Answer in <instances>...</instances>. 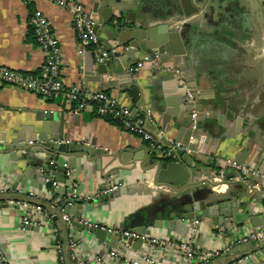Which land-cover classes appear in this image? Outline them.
Masks as SVG:
<instances>
[{"label":"crops","instance_id":"1","mask_svg":"<svg viewBox=\"0 0 264 264\" xmlns=\"http://www.w3.org/2000/svg\"><path fill=\"white\" fill-rule=\"evenodd\" d=\"M74 1L91 13L96 24L103 21L101 12L107 6V0ZM109 1L108 7L113 12L123 10L122 15H130L132 19H137L141 12L155 20L152 25L163 23L162 19L168 10V0ZM223 1L227 7L226 15L230 18L239 16L242 22L248 18L251 20L250 24H243L239 28L242 34L237 32L231 38L227 33L223 38L222 34L217 33V28L201 27L196 33L197 42L193 46H186L183 42L173 48V52L180 54L169 52L165 55L166 60H155L163 67L180 71L184 79L182 89H185L186 84L192 85L195 79L201 96L193 98L192 103L179 100L180 88L174 74L154 68V61L151 60L143 64L142 69L133 76L137 92L135 94L130 93L127 84L118 78L119 75L111 71L103 72L102 69L98 72L93 49L79 51L72 13L60 7L55 0H35L29 5L22 0H0V67L27 75L37 73L44 55L28 25L32 10L37 9L47 18L53 35L61 45L60 78L65 88L77 86L82 91H102L127 108L132 106L134 110L138 106L139 110H146L145 120L149 118L147 124L159 130V135L154 131L152 133L159 136L165 146L186 140V128L191 122L189 117L191 111L195 110L196 128L192 130L187 145L197 163L213 164L214 170L221 164V160L233 159L264 174V0ZM231 31L233 30L229 31V35ZM210 33L213 35L210 36ZM97 34L104 47L110 48L119 43V31H115L110 38L106 27H99ZM128 50L133 57L127 62V67L145 56L149 58L148 55L137 54L130 48ZM108 60L107 67L117 68L120 64L113 58ZM216 84H219L220 89L229 90L222 96L226 105L219 102L217 95L213 100L206 98ZM76 107L73 103H66L61 96L43 98L13 86L0 85V138L9 139L22 127L35 123L40 111L54 112L57 129L63 119L62 142L88 145L91 148V153L86 154L80 150L69 156L59 155L56 161L51 160L49 163L55 170L62 168L63 164L70 166L68 168L78 183L77 190L80 195H94L103 186H107L109 179L103 178L96 165L95 158L98 155L126 156L122 161L124 168L110 178L117 186L122 183L121 189L106 202L88 203L93 206L92 211L81 210V218L99 222L109 229H119L124 217L135 211L157 206L160 201L167 202L174 198L173 193L154 185L147 173L141 172L138 167L141 161H136L133 168L130 165L129 158H145L144 154L148 151L146 142L114 121L98 116L92 108L76 113L73 111ZM232 108L239 116L228 115ZM167 112L172 117L165 131L161 132L162 116ZM131 116L144 125L140 111L131 113ZM40 124L37 122L35 125ZM176 137L179 138L178 141ZM148 155L154 157L149 152ZM31 156L33 159L47 160L43 153H34ZM108 161L109 158H102V164ZM118 165L116 161L111 164ZM40 168L32 163L27 165L21 159L20 153L12 154L11 157L0 155V191H5L0 193V251L4 264H58L55 244L59 242L66 259L65 243L68 232L77 236L76 253L82 264H131L145 252L143 244L127 246L120 240L117 243L120 250L111 248L86 231H79L74 226L67 227L62 219L52 221V226L57 231L52 233L51 225L32 208L35 205L42 207L46 203L48 185L44 183L43 176L53 175V170L44 168V174H41ZM247 181L250 186L257 182L251 177ZM232 191L235 192V189L226 185L212 189L218 198L231 195ZM238 195L240 196L235 207L222 211L231 214L230 220L225 219L214 224L212 220L205 218L199 223V231L194 239L198 250L223 248L246 230L262 227L264 208L260 204L256 205V202L254 204L244 188ZM11 200L26 201L28 206L11 207ZM3 204L7 206L4 207ZM23 216H29L28 225L22 223ZM252 216L253 222L249 221ZM151 235L156 238L176 237L184 240L189 236V228L181 225L178 232L164 228L153 229ZM257 248L259 252L244 264H264V242L256 246L253 243L234 246L210 264H226ZM111 251L116 252L114 258L110 256ZM150 256L156 262L184 264L180 257L162 248H153Z\"/></svg>","mask_w":264,"mask_h":264},{"label":"water","instance_id":"2","mask_svg":"<svg viewBox=\"0 0 264 264\" xmlns=\"http://www.w3.org/2000/svg\"><path fill=\"white\" fill-rule=\"evenodd\" d=\"M107 0L105 6L102 9L101 15L103 21L100 24H95V31L97 32L99 27H106L109 31L110 38L115 31L120 32L119 43L113 47L103 48L109 53V58H113L115 62H119L117 68L107 67L109 60L102 64H98L99 70L103 72L111 71V73L119 75V79L122 83L127 84V87L131 94H135L136 88L134 87L133 77L127 73V62L133 57L129 53L128 48L134 50L137 54H144L149 56V60H166L165 56L171 52L174 54L173 48L176 45L185 43L187 46H193L197 42L196 33L199 32L202 27L217 28V33L234 38L239 28L243 24L251 23V20L242 22L239 16L231 18L227 13V7L223 0H168V10L165 17L162 19L161 24L152 25L155 21L152 17L146 14L139 13V16L134 19L128 16H123L120 10L115 13L110 7H108ZM117 3V2H115ZM121 11V12H120ZM255 23H258L256 21ZM208 25V26H207ZM231 31L229 35V31ZM238 30V31H235ZM213 35L210 33V36ZM200 42V41H198ZM229 44L230 41H228ZM126 47V48H124ZM128 50V51H127ZM180 50L181 46H180ZM179 50V51H180ZM180 54V52L175 53ZM192 85L186 84L185 89H182V84L178 82L179 100H184L185 103H192L193 98L200 97V93L195 85V79ZM207 93V99L213 100L215 95L220 99L219 102L226 105L223 97L229 90L219 88V84ZM186 89L192 95V99H187ZM212 93V94H211ZM136 97V95L134 96ZM202 98V97H201ZM205 99V98H204ZM138 101V98H137ZM214 104V102H213ZM218 105V104H214ZM231 107V106H228ZM132 114L136 111H140L141 117L144 120L143 123L149 131L158 133L154 126L147 124L149 118L145 120L146 110H139L136 106L133 110L131 106L129 108ZM232 108L228 115L239 116V113ZM176 116V115H174ZM171 113L167 112L162 116L161 132H164L171 119ZM56 114L50 111H40L37 113L35 123L22 127L20 131L15 132L13 137L6 139L0 138V155H8L20 153L21 159H23L27 165L35 164L41 168L47 170H53V177L60 183H63L64 168L53 169L49 164L51 160L56 161L59 155H70L77 151H83L86 154L91 153V148L81 145H73L61 142L63 136V119L60 120L58 129L55 127ZM239 118V117H238ZM40 122V125H35ZM192 134L191 122L188 123L186 128V140L181 143L183 147L187 146V142ZM159 140V136L155 135ZM177 141L179 138H175ZM161 141V140H160ZM93 145V143H91ZM43 153L47 156V160L33 159L31 154ZM145 158H129L132 168L135 166L136 161H141L139 169L141 172L147 173L148 177L154 185L158 187L166 188L168 191L174 194L173 199H168L167 202L160 201L159 205L142 208L135 211L128 216L124 217V221L119 224V229H129L140 234L150 235L151 230L164 228L168 231L178 232L181 225L188 226L189 236L191 235L192 228L190 222L195 220L198 224L202 219L208 218L213 221L214 224H219L222 220L231 218V214L223 213V210H232L235 207L238 195L244 188L246 195L250 197V200L260 204L264 208V183L257 181L250 186L247 180L240 181L237 179L235 172H226L224 177L214 181L212 180L211 170L214 168L213 164L205 165L197 163L191 152H187L183 149L175 150V159H165L161 157H152L148 155V151L144 154ZM102 158H109V161L102 164ZM126 159L124 155H110L107 157L104 155H98L95 158L98 170H101L103 178H108L107 186H103L101 190L110 188L116 183L110 178L116 176L124 166L122 161ZM117 162L118 166H111L113 162ZM238 162H241L237 160ZM123 166V167H122ZM70 167V166H67ZM216 167V166H215ZM204 171V172H203ZM118 186L108 194L100 196L95 202H106L108 198H113L114 194L122 187ZM226 185L232 186L235 192L232 191L231 195L226 194L220 198L212 192L213 188ZM226 198V199H225ZM239 204V203H237ZM2 206H7L3 204ZM42 207L52 214L51 220L53 222L61 219L62 215H69L73 219V226L78 228L79 231H86L96 240L109 247L117 248L120 250V246L117 245L118 240L125 243L127 246L134 244H142L141 241H133L129 238L118 237L112 235L110 232L100 229L87 228L80 225L77 220L81 219V210L92 211L93 206L82 202L76 198L65 197L62 198L61 204L58 208H52L47 203ZM230 220V219H229ZM249 221L253 222V216L249 218ZM264 225V217L262 219V226ZM259 228V227H255ZM188 236V237H189ZM188 237L186 239H188ZM176 238V237H174ZM184 239V240H186ZM67 253V251H66Z\"/></svg>","mask_w":264,"mask_h":264},{"label":"built area","instance_id":"3","mask_svg":"<svg viewBox=\"0 0 264 264\" xmlns=\"http://www.w3.org/2000/svg\"><path fill=\"white\" fill-rule=\"evenodd\" d=\"M24 4H32L35 0H22ZM57 4L69 10L72 13L74 29L76 32L77 40L79 43V51L81 52L85 48H92L95 53V62L102 64L109 59V53L103 48L97 32L95 31V19L90 12L84 9V7L74 0H55ZM28 25L30 26L33 34V38L36 44L43 52V59L41 65L34 75H27L15 70L1 68L0 67V85H9L21 90H25L34 94H37L43 98H56L63 97L66 103L71 104L80 100L74 112H80L84 109H90L95 111L98 116L108 115L112 119H118L122 128L132 134L137 135L141 140L146 142L148 152L155 157H161L165 159H175V150L183 149L190 152L188 145L183 147L180 142H173L165 146L163 141L158 140L151 131H149L145 125L131 116L129 108L118 104L115 100L109 97L102 91H82L77 86L65 88L60 78V71L62 65V50L61 45L55 38L51 31L50 24L47 18L37 9H33L29 19ZM126 48V47H124ZM149 61L148 57H143L142 60L136 62L133 65L127 67V73L133 77L139 70L142 69L143 64ZM156 69H164L174 74L177 82L183 85L184 79L178 69H171L161 66L158 62L154 61L153 64ZM187 99H192V95L186 89ZM91 102L96 104L94 108L91 106ZM191 129L196 128L197 112L191 111L190 114ZM62 142V141H61ZM205 161V160H203ZM206 163V162H205ZM64 171L63 185L54 179L51 174H44L43 168H40V173L44 174L43 181L48 185L46 191V203L52 208H58L61 204L62 198L72 197L85 203L95 202L100 196L108 194L112 190L116 189L117 184L110 188H105L94 195H80L77 186L78 183L72 177V171L66 164L62 165ZM235 172L237 179L240 181L248 180V177L255 178L259 183H264V174L260 173L256 168H253L243 162H238L233 159L221 160V164L211 170L212 180L217 181L224 177L226 172ZM62 186V188H61ZM255 186H258L255 184ZM1 190L0 193H4ZM22 205L27 207L26 201H14L9 202V206L15 207ZM38 212L42 219L51 225V232L56 233V229L52 226V214L47 212L40 205L32 207ZM62 221L67 227H72L73 219L69 215H62ZM29 216H23L22 223L24 225L29 224ZM77 222L87 228L100 229L110 232L112 235L129 238L133 241H141L145 246V252L138 258L133 260L131 264H165L156 262L150 256V251L153 248H162L170 254H174L180 257L184 264H210L217 258L228 253L234 246L247 245L253 243L255 246L264 242V225L259 228L248 229L241 235L236 236L232 241L226 244L220 249H205L198 250L194 245V239L198 234V222L193 220L190 222L192 228L191 235L186 240L178 238H156L151 234H140L129 229H109L106 225L95 221H89L88 219H78ZM65 255L59 242L55 244L56 260L58 264H82V260L77 256L78 239L75 233L68 232L65 243ZM259 248V247H258ZM255 249L252 252L246 253L235 260L226 264H244L247 261L253 259V257L259 252V249ZM67 251V253H66ZM111 257L116 256V252H110ZM67 261V262H66ZM101 262V259H98ZM0 264H4L2 252L0 251Z\"/></svg>","mask_w":264,"mask_h":264},{"label":"trees","instance_id":"4","mask_svg":"<svg viewBox=\"0 0 264 264\" xmlns=\"http://www.w3.org/2000/svg\"><path fill=\"white\" fill-rule=\"evenodd\" d=\"M32 36H33V34H32ZM35 74H36V73H35ZM79 102H80V100L73 102V104L78 105ZM90 104H91V106H93L94 108L96 107V104H95L94 102H91ZM101 117L104 118V119H106V120L114 121V122L117 123L120 127L122 126L121 122H120L118 119H112V118H111L110 116H108V115H104V116H101Z\"/></svg>","mask_w":264,"mask_h":264},{"label":"flooded vegetation","instance_id":"5","mask_svg":"<svg viewBox=\"0 0 264 264\" xmlns=\"http://www.w3.org/2000/svg\"><path fill=\"white\" fill-rule=\"evenodd\" d=\"M262 9H264V8H262ZM257 18H259V17L257 16Z\"/></svg>","mask_w":264,"mask_h":264},{"label":"rangeland","instance_id":"6","mask_svg":"<svg viewBox=\"0 0 264 264\" xmlns=\"http://www.w3.org/2000/svg\"><path fill=\"white\" fill-rule=\"evenodd\" d=\"M254 52H257L256 50Z\"/></svg>","mask_w":264,"mask_h":264}]
</instances>
